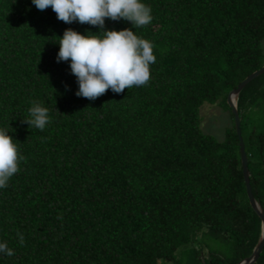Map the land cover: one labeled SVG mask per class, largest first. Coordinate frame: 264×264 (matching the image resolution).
<instances>
[{"label":"trees","instance_id":"trees-1","mask_svg":"<svg viewBox=\"0 0 264 264\" xmlns=\"http://www.w3.org/2000/svg\"><path fill=\"white\" fill-rule=\"evenodd\" d=\"M263 65L264 0H0V264L248 258L262 218L228 97ZM237 109L264 209V72Z\"/></svg>","mask_w":264,"mask_h":264},{"label":"water","instance_id":"water-1","mask_svg":"<svg viewBox=\"0 0 264 264\" xmlns=\"http://www.w3.org/2000/svg\"><path fill=\"white\" fill-rule=\"evenodd\" d=\"M263 72H264V65L260 69L252 72L243 81H241V83L238 85V87H236L235 89H233L229 93V97H228L229 103H230L232 110H233V113L235 115L236 129H237V132L239 134L238 137L240 139L242 163H243V169H244V173H245V179L247 182V192H248V196L250 198L249 201L251 202L255 211L262 218V235L260 237L258 244L256 245L253 253L248 258H245L242 261H240L238 264H252L255 260H257V258L259 257V255L261 254V252L263 251V248H264V209L261 206V204L258 201H256V198H255L254 193L252 191V187H251V183H250V172H249V168H248V158H247L246 146H245L244 138L242 137L241 117H240L238 109H237V98H238L240 91L243 89V87L248 82H250L253 78H255L256 76H258L259 74H261Z\"/></svg>","mask_w":264,"mask_h":264},{"label":"rangeland","instance_id":"rangeland-1","mask_svg":"<svg viewBox=\"0 0 264 264\" xmlns=\"http://www.w3.org/2000/svg\"><path fill=\"white\" fill-rule=\"evenodd\" d=\"M200 114L202 115V129L223 139L227 126L232 125L230 111L224 110L219 104L205 102L201 107Z\"/></svg>","mask_w":264,"mask_h":264}]
</instances>
